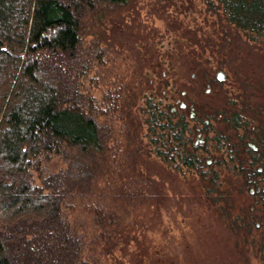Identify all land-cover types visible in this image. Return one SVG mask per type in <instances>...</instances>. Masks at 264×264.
<instances>
[{"label": "trees", "instance_id": "1", "mask_svg": "<svg viewBox=\"0 0 264 264\" xmlns=\"http://www.w3.org/2000/svg\"><path fill=\"white\" fill-rule=\"evenodd\" d=\"M128 1L0 0V264H107L133 240L126 222L130 208L158 196L151 179L126 180L129 169H103L107 139L118 132L95 112L113 118L123 96L120 88L104 91L96 111L81 82L106 56L99 41L86 42L96 19ZM208 5L220 13L236 44L264 50V0H208ZM147 105L159 156L179 160L202 180L209 177V193L216 192L218 174L201 169L187 116L160 111L152 101ZM244 115L227 118L232 131L248 130ZM128 119L126 129L134 120ZM113 144L118 150L119 141ZM55 157L68 167L48 169ZM258 193L264 198V188Z\"/></svg>", "mask_w": 264, "mask_h": 264}, {"label": "rangeland", "instance_id": "2", "mask_svg": "<svg viewBox=\"0 0 264 264\" xmlns=\"http://www.w3.org/2000/svg\"><path fill=\"white\" fill-rule=\"evenodd\" d=\"M220 18L208 0H129L124 8L101 14L86 38L106 51L102 67L81 80L95 110L104 91L120 88L123 96L113 118L95 112L119 134L107 139L103 169H129L126 180L142 175L158 189L156 199L130 208L126 222L133 240L107 264H264V198L258 193L264 174L256 172L263 169H246L235 160L246 157L241 138L264 140V50L236 44ZM219 71L225 72L224 81L216 79ZM149 101L160 111L176 107L185 114L189 137L196 136L191 128L202 130L201 169L218 174L216 192L209 193V177L202 180L179 160L159 156L157 137L146 122ZM182 102L186 112L179 111ZM233 112L246 114L247 131H232L227 118ZM131 117L129 132L125 124ZM49 164L48 169L68 167L56 157ZM88 226L91 238L94 229Z\"/></svg>", "mask_w": 264, "mask_h": 264}, {"label": "flooded vegetation", "instance_id": "3", "mask_svg": "<svg viewBox=\"0 0 264 264\" xmlns=\"http://www.w3.org/2000/svg\"><path fill=\"white\" fill-rule=\"evenodd\" d=\"M216 79H217V75H216ZM214 83L216 84V82L213 80L212 84ZM210 90L211 89L209 88L207 90V93H209ZM187 109H188V105L186 103L182 102L179 104V111L186 112ZM190 110L191 111L189 117L192 120H195L196 112L194 111L193 108H190ZM171 112L180 115L176 107L171 108ZM187 129L189 128L187 127ZM190 130L192 133H196V136L190 135L189 137L188 135V138H190V141L193 144L192 149H196V150L202 149L201 146L202 147L205 146L204 139L201 138L203 134L202 130L201 129L195 130L193 128H191ZM240 148H243L242 151H244L243 152L244 154L246 153V157L243 156L241 158H235L236 162L242 164L241 167L246 169H264V140H262L260 144H257L256 142L248 141V139H245L242 140V145ZM213 163H214L213 159L206 160V164L208 166L213 165ZM251 193L254 194V191H252Z\"/></svg>", "mask_w": 264, "mask_h": 264}, {"label": "water", "instance_id": "4", "mask_svg": "<svg viewBox=\"0 0 264 264\" xmlns=\"http://www.w3.org/2000/svg\"><path fill=\"white\" fill-rule=\"evenodd\" d=\"M225 78H226V74H225L224 71H219V72L217 73V79H218L219 81H224Z\"/></svg>", "mask_w": 264, "mask_h": 264}]
</instances>
